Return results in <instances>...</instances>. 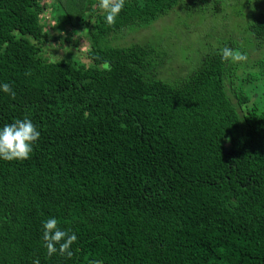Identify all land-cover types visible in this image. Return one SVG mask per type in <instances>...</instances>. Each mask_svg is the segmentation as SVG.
Returning a JSON list of instances; mask_svg holds the SVG:
<instances>
[{
    "label": "trees",
    "instance_id": "1",
    "mask_svg": "<svg viewBox=\"0 0 264 264\" xmlns=\"http://www.w3.org/2000/svg\"><path fill=\"white\" fill-rule=\"evenodd\" d=\"M98 5L0 0V85L15 93L0 88V129L40 132L29 159H0V264H264V0H125L112 26ZM178 7L246 23L211 27L169 81L165 43L120 41ZM48 9L52 39L84 34L91 66L43 57ZM49 218L77 236L71 258L48 257Z\"/></svg>",
    "mask_w": 264,
    "mask_h": 264
},
{
    "label": "rangeland",
    "instance_id": "2",
    "mask_svg": "<svg viewBox=\"0 0 264 264\" xmlns=\"http://www.w3.org/2000/svg\"><path fill=\"white\" fill-rule=\"evenodd\" d=\"M49 12L50 9H48V12H46L43 17L45 22H47L49 25L48 28L50 27L52 30V36L48 44L43 49V57L49 62L53 63L68 59L82 62L87 66H91L92 64L87 60L86 56L88 42L87 39H85V35L80 34L75 38H70L65 33L63 34L66 39L65 43L61 44V42L55 41L52 38L59 36V33L53 34L54 28L52 27L54 25L53 21L50 19ZM248 12L249 10L245 11L247 14ZM194 19L195 18L187 19L184 16V13L181 11V8L178 7L167 17L158 21L150 29L141 30L139 32L127 35L123 40L120 41V44L123 46H129L131 44H148L154 42L155 44H161V46H163L162 44L165 43V47H169L172 50V53L169 51L170 58L167 62L165 70L161 74V78L173 81L176 80L177 77L186 76L188 72L196 67L199 58L198 56L201 55V53L198 55L199 48V52H202L204 50L203 47L205 43L206 49L209 44L213 43L212 41H214L217 37L216 33H213L205 41L200 40L207 35V33L211 30V27H218V33L222 35L224 27H226L228 30H231V26L233 27L235 25V27H241L246 23L242 18H233L232 20H228L226 16L204 21L199 18L195 20ZM56 20H60L59 17ZM150 40L152 41L149 42ZM72 41L73 43L71 44ZM52 45H56L57 47L53 48ZM65 47L71 49V51L65 52L63 50ZM82 47V51L78 53L79 49ZM260 86H262V84H260ZM262 93H264V89L258 88L255 90V94L258 96H261L260 94Z\"/></svg>",
    "mask_w": 264,
    "mask_h": 264
},
{
    "label": "clouds",
    "instance_id": "3",
    "mask_svg": "<svg viewBox=\"0 0 264 264\" xmlns=\"http://www.w3.org/2000/svg\"><path fill=\"white\" fill-rule=\"evenodd\" d=\"M98 6L106 14L107 24L112 26L125 7V0H99ZM61 44H63V41H61ZM52 47L55 48L57 46L52 45ZM82 49L83 47L79 49L78 53ZM63 50L65 52L71 51L67 47ZM220 55L223 61L231 63L246 62L248 59L246 53L241 52L239 49L234 50L229 47H224ZM103 67H108L107 63ZM0 88H2L4 93L11 95L13 98L15 97V93L8 83L0 85ZM39 138L40 132L31 120L27 118L23 120L17 119L14 123L5 125L0 129V159L5 161H23L29 159L33 151V145ZM58 223L55 218H49L44 222V247L47 250L48 257L53 256L59 251L60 255L71 258L73 256L71 246L77 241V236L74 233L70 234L68 231L61 230ZM57 246L59 247L57 248ZM34 264H40L39 260H35ZM91 264H102V262L92 261Z\"/></svg>",
    "mask_w": 264,
    "mask_h": 264
}]
</instances>
